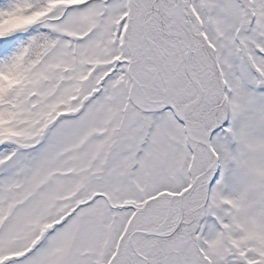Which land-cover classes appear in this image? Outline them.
I'll return each mask as SVG.
<instances>
[{"label":"snow or ice","instance_id":"1","mask_svg":"<svg viewBox=\"0 0 264 264\" xmlns=\"http://www.w3.org/2000/svg\"><path fill=\"white\" fill-rule=\"evenodd\" d=\"M0 264H264V0H0Z\"/></svg>","mask_w":264,"mask_h":264}]
</instances>
